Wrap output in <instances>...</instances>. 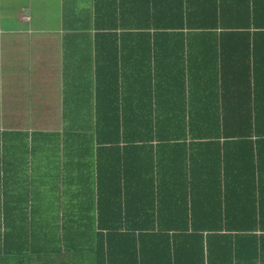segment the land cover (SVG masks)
Returning a JSON list of instances; mask_svg holds the SVG:
<instances>
[{
  "label": "crops",
  "instance_id": "obj_1",
  "mask_svg": "<svg viewBox=\"0 0 264 264\" xmlns=\"http://www.w3.org/2000/svg\"><path fill=\"white\" fill-rule=\"evenodd\" d=\"M128 1L131 11L125 19L119 7L126 8ZM224 1L226 22L231 27L239 22L235 20L240 9L247 7L246 4L252 7L247 1ZM108 2L115 3L112 13L117 21H137L138 13L133 14L132 0H0V139L6 131H44L60 133L67 144H74L76 140L82 146L72 150L73 145L60 143L54 147L55 150L51 148L53 154L48 167L51 188L47 192H43L41 173L37 177L36 166L34 174L29 173L31 167L26 168L23 180L28 184L30 198L35 200L32 204L34 211L40 210L44 197L61 200L58 214H62L64 202L69 204L67 210L69 207L73 209L78 200L95 204L102 186L105 187V175L101 177L98 166L102 163L100 158L98 162L96 160L100 154L97 148L101 146L97 142L102 136L100 127L106 122L103 118L113 115L117 106L121 110L124 104L123 118L135 119L136 114L137 117L142 115L141 106L150 97L151 107L144 111L147 114L146 142L152 145L154 152L159 151L161 161H165L159 165L161 174L152 179L159 190L169 191L171 196L183 197L186 193L185 186L176 190V184L185 183L184 178L164 174L174 172V167L171 169L166 161L182 144L184 159L195 176L193 180L188 178L191 192L196 194L198 190L214 185L218 190L213 187L210 193L216 191L213 197L217 200L224 197L233 200L242 192H250L251 196V191L257 197L259 188L264 191V143L258 146L259 163L256 159L251 162L248 156L249 152L255 151V143L222 145L221 141L217 144L215 140L212 143L210 138L201 136L199 128V119L202 118L199 114L206 106L198 108L192 105L196 99L201 102L204 97L211 98V94L208 106L211 110L220 106V102L243 103L249 99L252 79H255L260 93L259 101H264V50H229L230 44L221 40L226 39L222 33H228L233 42L239 38L245 40V32L250 33L251 39L253 31H238L231 27L220 30V44L225 50H169L175 43L168 39L144 58L140 56V50H132L131 36L125 43V50H110L112 41L106 37L110 31L100 28L102 24L111 22L106 7ZM255 5L257 13L262 15L264 0ZM114 32L117 33L116 42H119L121 35L117 30ZM239 32H242L241 36H237ZM256 40L258 45L264 44V31ZM167 43L169 47L165 48ZM233 56L237 57L233 59ZM247 63L250 66L248 70ZM108 103L111 104L106 106ZM189 117L195 119L194 137L186 125ZM49 118L57 120L56 128L28 124L9 127L7 122ZM63 118L69 121L65 123ZM182 118L185 119L184 124L181 123ZM70 120L93 121L82 125L79 130H71ZM97 120L100 121L95 123ZM151 121L153 126H150ZM160 123H164L163 126L155 129ZM119 133L131 142L121 139L120 145L140 143L134 142L142 136L137 127H129ZM161 135L173 145L157 150L159 144L165 143L159 141ZM250 138L252 141L256 139L254 136ZM1 144L0 153L3 149ZM2 161L0 180L8 173ZM258 169L261 173L257 172ZM69 176L80 177L82 183H86L83 195L72 188ZM18 182L22 181L18 179ZM235 186L237 191L233 192ZM193 211L198 215L204 213L197 199ZM200 229L215 231L220 228L206 226ZM223 238L206 237L204 234L202 239L151 240L143 244L149 248L144 247L142 251L148 264H224L219 247L223 245L221 242H227L224 248L229 250L230 264H264V238Z\"/></svg>",
  "mask_w": 264,
  "mask_h": 264
},
{
  "label": "trees",
  "instance_id": "obj_2",
  "mask_svg": "<svg viewBox=\"0 0 264 264\" xmlns=\"http://www.w3.org/2000/svg\"><path fill=\"white\" fill-rule=\"evenodd\" d=\"M240 1L250 2L252 7L246 4L247 7L240 9L235 20L239 22L235 27L226 22L227 6L224 0H132L133 14L138 13L136 22L117 21L112 13L115 3L108 2L106 7L111 22L102 24L100 28L110 31L106 34L112 41L110 50H125V43L131 36L132 50H140V56L144 58L168 39L175 43L169 50H225L220 44V30L229 27L238 31H253L251 39L250 33L245 32V40L239 38L234 42L228 38V33H222L226 39L224 37L221 40L230 44L229 50H264V44L261 46L256 43V38L264 31L260 30L264 29V11L259 15L255 5L259 0H238ZM119 8L124 14L123 18L129 17L130 1L126 8ZM127 29L133 30L126 33ZM115 30L121 35L119 42H116ZM241 35L242 32L237 33V36ZM168 47L169 44H165V48ZM235 57L237 56H233V59ZM249 68L247 63L246 69ZM252 80L251 92L248 89L249 99L243 103L220 102L221 107L211 110L208 109L211 94V98L204 97L201 102L196 99L197 105H194L195 102L192 105L198 108L206 106L199 114L202 117L199 119V128L203 138H210L212 143L215 140L217 144L221 141L222 145L231 142L249 145L255 143V151L249 152L248 156L251 162L256 159L259 163L261 158L258 146L264 143V101H259L260 93L255 79ZM151 100V97L150 100H145L141 106L142 115L137 117L136 114L135 119L123 118L124 104L121 110L117 106L113 115L111 113L110 117L103 118L106 122L100 127L102 136L97 142L101 146L97 148L100 154L96 156V160H101L102 164L98 163V166L101 168V177L105 175V187L102 186L103 190L95 204L78 200L73 209L69 207L67 210L69 204L64 202L62 214H58L61 200L45 197L41 200L40 210L37 209V213L34 211L32 204L35 200L30 198L23 173H27L26 168L31 167L29 173L34 174L36 166L37 177L41 173L43 192L49 191L51 186L48 167L53 154L51 148L55 150L54 147L61 143L64 146L73 145L72 150L78 149L82 147L78 145L79 141L67 144L64 135L55 132H3L0 139L3 148L0 161L3 160L2 165L8 173L0 180V264H148L142 250L144 247L149 248L143 244L151 240L202 239L204 234L206 237H225L223 240L264 238L263 189L259 188L257 197L254 191H251V196L250 192H242L233 200L226 197L218 200L214 198L213 195L218 190L214 185L198 190L196 194L191 192L188 189V178L193 180L195 176L184 159L182 144L178 145V151L174 152L172 158L169 155L166 161L170 163L171 169L174 167V172L164 174L184 178L185 183L176 184V190L185 186L186 193L183 197L171 196L169 191L157 188L152 179L161 174L159 165L165 161H161L160 152H154L152 145L146 142L147 114L144 111L151 107ZM62 121L67 123L69 120L63 118ZM92 121L70 120L69 128L79 130L82 125ZM98 121L100 120L95 123ZM184 121L182 118L181 123L184 124ZM163 124L156 125L155 129ZM178 124L180 128L181 124ZM186 125L192 132L191 137H194L192 130L195 119L187 118ZM150 126H153L152 121ZM129 127H137L142 136L134 142L140 143L120 145L121 139L130 142L129 138L120 136L119 133ZM253 136L255 141L250 138ZM159 141L165 143L159 144L157 150L173 145L163 135ZM41 160L44 163H39ZM257 172L261 173L260 169ZM72 178L75 177L69 176L72 188L83 195L86 183H82L80 177ZM18 179L26 186L18 182ZM213 187L216 191L210 193ZM233 190L236 192L237 187H233ZM196 199L204 212L201 215L193 211ZM206 226L220 229H200ZM221 243L223 245L219 248L223 252L224 264H230L227 257L229 250L224 248L227 242Z\"/></svg>",
  "mask_w": 264,
  "mask_h": 264
},
{
  "label": "rangeland",
  "instance_id": "obj_3",
  "mask_svg": "<svg viewBox=\"0 0 264 264\" xmlns=\"http://www.w3.org/2000/svg\"><path fill=\"white\" fill-rule=\"evenodd\" d=\"M8 122V126L12 127L13 125L16 126H20V124H25V125H21V126H28V125H32V126H39L42 128H56L57 125L59 124L57 122V120L54 119H30V120H25L24 122H20V120H7ZM29 122V123H27ZM28 124V125H27Z\"/></svg>",
  "mask_w": 264,
  "mask_h": 264
}]
</instances>
